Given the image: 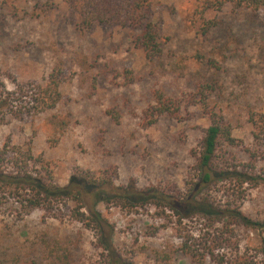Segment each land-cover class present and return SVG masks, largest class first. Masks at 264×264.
I'll use <instances>...</instances> for the list:
<instances>
[{
	"label": "rangeland",
	"instance_id": "1",
	"mask_svg": "<svg viewBox=\"0 0 264 264\" xmlns=\"http://www.w3.org/2000/svg\"><path fill=\"white\" fill-rule=\"evenodd\" d=\"M217 2L151 0L159 53L147 60L132 42L139 30L106 23L82 30L79 14L65 0H0V93L24 94L16 109L0 113V148L6 141H30L59 186L75 170L107 171L117 188L180 200L198 181L195 154L209 126L196 103L201 82L210 88L208 108L230 124L237 141L224 146L223 166L241 169L257 148L247 114L264 113V14L230 4L219 9ZM54 69L60 102L28 113L29 94L45 87ZM157 92L179 106L176 116L148 117ZM253 163L264 172L263 160ZM227 187L214 183L204 195L223 206L231 202L219 193ZM245 187L240 210L264 220V183ZM71 207L61 219H45L42 210L16 217L10 205L1 209L0 264H103L96 234L67 217ZM96 209L113 228L114 248L132 264H198L181 245L202 253L211 228L221 229L188 206L182 218L152 205ZM262 238L264 233L235 226L230 242L220 243L225 249L219 259L264 264ZM203 264L218 263L206 257Z\"/></svg>",
	"mask_w": 264,
	"mask_h": 264
},
{
	"label": "trees",
	"instance_id": "2",
	"mask_svg": "<svg viewBox=\"0 0 264 264\" xmlns=\"http://www.w3.org/2000/svg\"><path fill=\"white\" fill-rule=\"evenodd\" d=\"M80 16L82 30H87L95 24H111L139 30L132 36L136 48L142 50L147 60L153 59L159 53L157 36L154 26L149 20L151 0H65ZM217 8L230 4L234 9L260 10L264 14V0H218ZM23 89L18 93L2 91L0 93V113L16 109L24 98ZM210 88L204 83L197 84V104L203 107L207 114L209 126L204 130L199 151L195 154V173L198 181L187 190L184 198L177 200L166 197L154 190L139 191L131 188H117L112 176L107 171L75 170L65 186H59L48 162L42 155L32 153L31 142L25 146H14L6 141L0 148V210L10 205L16 217H22L35 210H42L45 219H61L66 205L72 207L66 212L67 217L81 224L87 230L96 234V246L100 251L103 264H132L125 260L113 246V228L96 209L98 204H115L129 211H134L146 205L160 209H168L182 217V208L188 206L192 215L199 214L209 219L210 223L219 224L221 229H214L208 234L203 252L193 250L185 242L181 250L189 255L194 262L203 264L210 257L218 264H225L219 259L223 244L230 242L234 227L264 233V220L254 221L240 210L246 185L256 187L264 183V172H257L253 161L260 158L264 161V113L249 111L248 123L251 125V136L256 144V151L249 153L250 162L241 169L225 168L224 146H235L237 141L232 136V127L221 114L208 108V93ZM18 99L15 100V96ZM32 98L27 102L28 113L38 115L54 109L60 102L59 74L54 69L45 87H37ZM179 106L171 99H166L160 92L155 94V104L148 111L149 118L163 114L176 116ZM263 172V173H262ZM227 184L221 193L231 202L214 206L213 198L204 195L205 188L214 183ZM89 200V202L87 201ZM89 203V204H88ZM214 226V225H213ZM212 227V226H210ZM228 236V238H226ZM216 245H220L219 247ZM218 247V248H216ZM227 247V246H226ZM227 249V248H226ZM217 251V252H216ZM219 251V252H218ZM217 253V254H216ZM259 255L264 259V238L260 240ZM239 256V254H235ZM60 259H58L59 261ZM238 264H253L235 259ZM57 264V263H55Z\"/></svg>",
	"mask_w": 264,
	"mask_h": 264
}]
</instances>
